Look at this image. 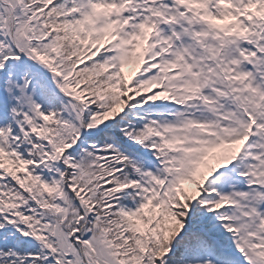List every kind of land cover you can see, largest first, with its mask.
<instances>
[{"label": "snow or ice", "instance_id": "obj_1", "mask_svg": "<svg viewBox=\"0 0 264 264\" xmlns=\"http://www.w3.org/2000/svg\"><path fill=\"white\" fill-rule=\"evenodd\" d=\"M0 264H264V0H0Z\"/></svg>", "mask_w": 264, "mask_h": 264}]
</instances>
